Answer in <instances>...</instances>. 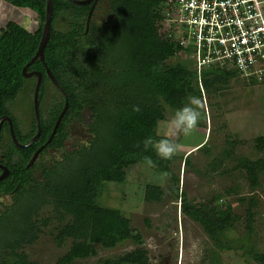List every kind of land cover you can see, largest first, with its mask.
I'll return each mask as SVG.
<instances>
[{
  "label": "trees",
  "instance_id": "obj_1",
  "mask_svg": "<svg viewBox=\"0 0 264 264\" xmlns=\"http://www.w3.org/2000/svg\"><path fill=\"white\" fill-rule=\"evenodd\" d=\"M163 2L100 0L87 30L91 5L52 0L51 37L44 60L67 95L68 109L51 142L28 167L32 156L51 136L66 102L52 85L43 63L38 60L31 65L28 72H40L43 80L39 93L41 134L29 147L18 150L7 145L11 140H5L1 126L0 150L3 146L10 174L0 182V264H38L22 250L39 240L45 229L65 250L52 264L86 261L96 255L98 246L113 249L128 240L136 244L135 249L95 264H151L144 239L131 227L130 220L119 209L101 202L109 185L126 186L136 181L141 182L138 187L145 201L161 202L164 189L146 175L135 173L138 166L165 181L170 197L180 199L181 212L198 223L216 250L241 251L245 264H264V253L256 247L253 234L256 210L260 208L256 195L251 201L243 200L251 206L245 212L246 237L240 238L233 231L236 215L230 206L220 203L219 195L195 203L183 193L173 166L177 160L187 166L193 152L184 158L162 159L155 149L144 150L147 137L160 138L157 125L168 112L172 116L190 96L203 97L197 70L171 54L157 36L153 22ZM45 8L46 0L0 3V119L8 117L13 122L14 134L22 144H28L37 132L33 99L31 118L25 122L14 118L12 107L21 93L33 96L36 77L25 78L23 69L40 43ZM12 11L34 14L37 24L28 31L21 23L5 19L4 14ZM235 74L234 69L219 65L203 70L206 95L224 97L232 88L230 81ZM133 106L140 111H133ZM205 118L204 114L199 126L206 129ZM81 123L79 143L71 145L72 129ZM210 137L211 129L197 152L207 150ZM259 138L264 143V136ZM257 149L262 150L259 143ZM145 156L151 157L154 168L146 165ZM209 165L217 167L216 163ZM238 169L246 174L251 188L260 186L264 160L262 165L253 161ZM65 242H70L67 249L63 248Z\"/></svg>",
  "mask_w": 264,
  "mask_h": 264
},
{
  "label": "rangeland",
  "instance_id": "obj_2",
  "mask_svg": "<svg viewBox=\"0 0 264 264\" xmlns=\"http://www.w3.org/2000/svg\"><path fill=\"white\" fill-rule=\"evenodd\" d=\"M7 9L8 7L5 11ZM4 18L21 23L28 31L37 22L36 16L28 11H19V14L12 11L8 15L4 14ZM255 90H258L257 93L250 95L245 94V90L230 88L224 97H202L201 117L204 114L207 116L208 132L211 129L207 150L197 152V148L190 156L187 166L184 167L183 162L177 160L173 170L179 174L182 182L180 187L188 199L204 203L205 199L219 195L220 203L231 207L236 215L233 231L240 238L246 237L245 212L251 206V203L243 200L251 201L256 195L260 208L256 210L258 214L255 215L253 234L257 239L256 247L264 253V175L259 179L260 186L251 188L246 174L238 169L253 161L262 165L264 160V143L259 138L264 136V86L253 91ZM49 91L52 95L51 89ZM31 98L33 99L31 93L26 91L19 95L15 101L16 106L12 107L15 119H20L21 122H25L27 118L30 120ZM170 117L168 112L166 119ZM83 125L78 124V128L74 126L72 129L71 145L77 146L79 143V127ZM204 136L205 131L200 129L198 123L194 134L189 138L184 137L183 141L188 140L185 146H190L201 143ZM175 139L182 144L180 135ZM257 143L261 151L257 149ZM184 151L182 149L175 156L184 158ZM211 162L216 163L217 167L212 168L209 165ZM134 172L142 173L152 183L162 186L165 196L161 202L145 201L143 191L138 187L141 182L137 181L126 186L109 185L101 196V202L106 207L119 209L130 220L131 227L144 239L151 264H245L241 251H218L212 246L198 223L181 212L180 199L170 197L168 186L155 172L144 166H138ZM50 234L51 231L45 229L39 240L23 248V253L30 261L52 264L64 254L65 250L56 245L55 238ZM69 246L70 242H65L63 248L67 249ZM135 248L136 244L132 240L113 249L98 246L96 255L76 264H95L102 258L117 257Z\"/></svg>",
  "mask_w": 264,
  "mask_h": 264
},
{
  "label": "built area",
  "instance_id": "obj_3",
  "mask_svg": "<svg viewBox=\"0 0 264 264\" xmlns=\"http://www.w3.org/2000/svg\"><path fill=\"white\" fill-rule=\"evenodd\" d=\"M163 47L203 70L232 68V89L264 86V0H164L153 22Z\"/></svg>",
  "mask_w": 264,
  "mask_h": 264
},
{
  "label": "water",
  "instance_id": "obj_4",
  "mask_svg": "<svg viewBox=\"0 0 264 264\" xmlns=\"http://www.w3.org/2000/svg\"><path fill=\"white\" fill-rule=\"evenodd\" d=\"M69 1L71 3L77 5V6L91 5V9L89 11V14L87 17V24H86V29L88 30L89 22L91 20L92 15H93L94 9L100 0H81V1L69 0ZM52 20H53L52 0H46L45 18H44V24H43V29H42L41 40H40V43L38 45V48H37V51H36L34 57L31 59V61L28 64H26V66L23 69V76L25 78L29 79L32 77H36V84H35L34 91H33V110H34V115H35L37 132L28 144L18 145V146L20 148L29 147L32 143H34L35 141H37L39 139V136L41 134L40 111H39V93H40V89H41V85H42L43 80H42V74L40 72H28L31 65H33L38 60L43 63V65L45 66L46 74H47L48 78L50 79L52 85L63 95L66 102H65V106H64L63 111L61 112L60 116L58 117V119L55 123V126H54V129H53L51 136L49 137L47 142L41 148H39L35 152V154L32 156L28 167H30L35 162V160L37 159V157L39 156L41 151L46 147L47 144H49L51 142L54 134L56 133V131H57V129L61 123L63 116L65 115V113L67 112V109H68L67 95L65 94L63 89L60 87V85L57 82V80L55 79L54 75L51 73V71L46 66L45 60H44V51H45V48H46V46L50 40V37H51ZM4 118L5 117H2L0 119V130H1V126L4 122ZM8 122L10 124V134L12 136V140L17 142L10 119H8ZM0 169L2 170V173L0 174V182H1V181L5 180L6 177L8 176V170L2 166H0Z\"/></svg>",
  "mask_w": 264,
  "mask_h": 264
},
{
  "label": "clouds",
  "instance_id": "obj_5",
  "mask_svg": "<svg viewBox=\"0 0 264 264\" xmlns=\"http://www.w3.org/2000/svg\"><path fill=\"white\" fill-rule=\"evenodd\" d=\"M201 106L200 98L190 96L186 105L176 109L170 118L158 123L156 135L160 138L147 137L143 141L144 150L147 151L151 147L162 159H171L177 155L184 145L178 143L175 138L181 134L189 138L194 134L201 118ZM133 111L138 112L140 108L133 106ZM144 161L149 168L155 167L151 157L145 156Z\"/></svg>",
  "mask_w": 264,
  "mask_h": 264
},
{
  "label": "flooded vegetation",
  "instance_id": "obj_6",
  "mask_svg": "<svg viewBox=\"0 0 264 264\" xmlns=\"http://www.w3.org/2000/svg\"><path fill=\"white\" fill-rule=\"evenodd\" d=\"M43 117L45 116L44 114L42 115ZM8 117H5L4 118V122H3V126H2V131L3 132H5V140H11V142L9 143V142H6L7 143V145H11V146H13V147H17L18 148V150H21V149H25V148H27V147H25V148H20L18 145H26V144H22V142H19L18 141V138H16V140H17V142H15V141H13L12 140V136H11V134H10V124H9V122H8ZM11 121V120H10ZM12 125H13V122H12ZM1 131V130H0ZM1 131V132H2ZM17 137V136H16ZM5 143V142H4ZM4 143H2V145H4ZM18 143V144H17ZM15 147V148H16ZM3 148V146L1 147V150H0V166H2V167H4V168H6L7 170H8V175L10 174V170H9V167H8V160H7V157H6V155L4 154L5 152H4V149H2ZM4 152V153H3ZM2 173V170L0 169V174Z\"/></svg>",
  "mask_w": 264,
  "mask_h": 264
},
{
  "label": "crops",
  "instance_id": "obj_7",
  "mask_svg": "<svg viewBox=\"0 0 264 264\" xmlns=\"http://www.w3.org/2000/svg\"><path fill=\"white\" fill-rule=\"evenodd\" d=\"M256 89V88H255ZM260 89V88H259ZM250 90H252V92L253 93H249L248 92V90H246V91H244L245 92V94H256L257 93V91L258 90H255V91H253L254 89H250ZM206 119H207V116H206ZM206 119H205V124H206ZM206 129L204 128V126H200V129L203 131H205V136H204V138H203V141L201 142V143H197V144H194V145H190V146H185L186 145V143H188V140H185V141H183V138H184V136L181 134L180 135V139L183 141L182 142V144L184 145V148H183V150H185L184 152L185 153H183L184 155L183 156H186V154L188 153H190V151L191 152H193V151H195L197 148H199L200 147V145L201 144H203L206 140H207V137H208V126H207V124H206ZM196 152V151H195ZM194 153V152H193ZM187 154V155H188ZM182 162H183V164H184V161L182 160ZM184 167H185V165H184ZM182 183V182H181Z\"/></svg>",
  "mask_w": 264,
  "mask_h": 264
}]
</instances>
